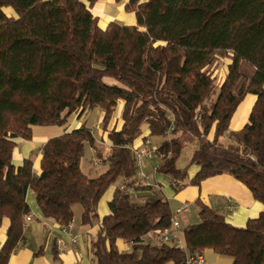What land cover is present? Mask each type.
Masks as SVG:
<instances>
[{"label":"trees","instance_id":"1","mask_svg":"<svg viewBox=\"0 0 264 264\" xmlns=\"http://www.w3.org/2000/svg\"><path fill=\"white\" fill-rule=\"evenodd\" d=\"M97 0H0V223L9 220L0 264L24 242L28 191L43 219L62 227L97 228L92 264H183L212 250L233 264H264V0H130L134 25L104 29L90 9ZM117 2L121 0H115ZM227 61L218 83L215 67ZM256 97L247 123L229 132L246 95ZM119 118L111 126L118 106ZM102 112L110 145L97 149L83 122L67 131L70 116ZM34 126L64 127L41 148L38 175L32 160L15 167V140ZM228 135L231 142H222ZM154 143L157 173L173 191L229 175L250 191L263 211L244 227L228 224L196 201L197 222L181 231L185 251L148 235L167 229L171 209L160 189L135 197L118 187L100 218L105 193L137 173L136 139ZM195 149L184 168L176 162L187 143ZM86 145L105 167L95 177L81 169ZM197 167L189 178L188 170ZM128 245L119 251L116 242ZM53 250L54 264L58 261Z\"/></svg>","mask_w":264,"mask_h":264},{"label":"crops","instance_id":"2","mask_svg":"<svg viewBox=\"0 0 264 264\" xmlns=\"http://www.w3.org/2000/svg\"><path fill=\"white\" fill-rule=\"evenodd\" d=\"M130 0H97L91 7L90 12L93 17L97 18L98 26L104 29L109 23L114 22L120 25H134L136 23L135 12L127 10L126 5ZM147 0H139V3ZM254 95H246L243 101L239 104L229 123V132H237L247 123L250 110L255 103ZM122 104L118 106L116 118H119ZM102 112L94 110L91 113L78 117L70 116L66 124V130L78 128L83 122L88 123L93 119V123L101 124ZM64 132V127L57 126H34L31 129L32 137L29 140L16 139V146L12 152V164L15 167L20 166L25 159L32 160V171L38 175L40 172L39 162L41 158V148L45 142L51 138L57 137ZM102 140L109 144L106 139V134H103ZM93 134V133H92ZM96 143L95 135H93ZM222 142H231L228 135L221 138ZM141 143V138L135 140L133 147H138ZM95 152V150L93 149ZM96 158V156L94 157ZM92 161V160H91ZM89 161L86 168L95 167ZM93 161H95L93 159ZM81 169L84 172V168ZM85 166V165H84ZM102 166V165H101ZM152 165L143 161L142 173L146 176L150 183L158 185L160 191L168 200L171 212H174L182 204H188L189 211L179 214L177 220L182 230L184 226L197 222V207L196 201L218 211L225 221L235 227H244L250 219L256 218L262 211L263 205L254 200L248 188L235 180L229 175L223 174L208 178L200 183L199 186L186 185L173 191L169 181L162 175L151 171ZM198 171L197 167H191L188 170V177H193ZM119 181L115 186H112L102 197L98 204V215L100 218L109 214L108 202L112 198L113 191L119 186ZM155 190V189H154ZM27 203L30 207L29 221L24 223V242L10 256L8 264H54L53 250L57 249V240L62 242V251L56 253L58 261L62 264H92L90 254L91 243L93 242L97 228H86L81 226H73L70 234H63L59 231L58 226L49 220L43 219L39 213V209L34 200L32 191H28L26 195ZM231 204L230 210L226 209L227 204ZM9 226V220L3 219L0 223V247L6 239V231ZM71 236L76 238L74 243H71ZM154 233L148 235V240L156 238ZM116 246L119 251H127L128 245L123 241L118 240ZM204 264H233L231 258L220 256L210 249L202 252Z\"/></svg>","mask_w":264,"mask_h":264},{"label":"built area","instance_id":"3","mask_svg":"<svg viewBox=\"0 0 264 264\" xmlns=\"http://www.w3.org/2000/svg\"><path fill=\"white\" fill-rule=\"evenodd\" d=\"M110 148V145L104 143V151L107 152ZM135 158L137 173L133 179H124L118 186V189L125 195L135 197L136 191L142 188H152L159 189L158 185L150 183L146 176L142 173L143 161H150L155 158V146L153 145L151 139L143 138L138 147H129ZM98 162V161H97ZM96 161L93 163L97 165ZM151 172L153 174L157 173V166L153 165L151 168ZM172 185L177 188L183 187V184L180 181H172ZM231 204H227L226 209L230 210ZM189 211L188 204H182L179 208H177L174 212H171L170 217V225L167 229L163 231L153 232L162 242L169 243L175 245L178 249L185 251V245L181 235V229L179 222L177 220V216L182 213H186ZM31 219L30 215L25 217V221H29ZM59 231L63 234H70L73 230V223L70 222L62 227H58ZM76 238L71 236V243H74ZM57 250L62 251V242L61 240L56 241ZM183 264H204V259L202 253H195L193 255H187Z\"/></svg>","mask_w":264,"mask_h":264},{"label":"rangeland","instance_id":"4","mask_svg":"<svg viewBox=\"0 0 264 264\" xmlns=\"http://www.w3.org/2000/svg\"><path fill=\"white\" fill-rule=\"evenodd\" d=\"M227 61L224 60L222 61V63H220L219 67H215L214 68V71H213V75L216 76V80H218V83L222 80L225 72H226V67H227ZM93 135H95L96 139H98V143H97V149H99V151L103 150L104 149V141L102 140V133L99 134L100 137L96 136L98 135L99 131L101 130V124H96V123H93V119L90 120V122L88 123ZM151 140L154 142V143H159L161 141V139H157V138H151ZM195 149V143L194 142H190V143H187L186 146L183 148L182 152H181V155L180 157L178 158L177 162H176V166L177 168H184L188 162H189V159H190V156L191 154L193 153ZM95 157V152L93 151V148H91L89 145H86L85 148H84V152H83V158H82V161L81 163L83 164L82 165V168H84V173L86 175H88L89 177H95L97 176L98 174H100L101 172L104 171L105 167L101 166V163H100V160L97 159V158H94ZM93 159L98 163L97 165H95V167H91L90 168H86L85 167L88 164L89 161H91L92 163H94L95 161H93ZM147 163H150L152 166L155 165V166H158V159L157 158H154L150 161H147ZM85 165V166H84Z\"/></svg>","mask_w":264,"mask_h":264}]
</instances>
